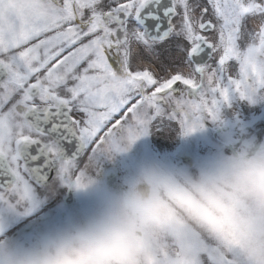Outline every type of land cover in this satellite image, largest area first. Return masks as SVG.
<instances>
[{
	"label": "snow or ice",
	"instance_id": "snow-or-ice-1",
	"mask_svg": "<svg viewBox=\"0 0 264 264\" xmlns=\"http://www.w3.org/2000/svg\"><path fill=\"white\" fill-rule=\"evenodd\" d=\"M236 97L264 99V0H0V205L83 190L101 157L217 124ZM181 248L176 264H241L215 242Z\"/></svg>",
	"mask_w": 264,
	"mask_h": 264
},
{
	"label": "clouds",
	"instance_id": "clouds-1",
	"mask_svg": "<svg viewBox=\"0 0 264 264\" xmlns=\"http://www.w3.org/2000/svg\"><path fill=\"white\" fill-rule=\"evenodd\" d=\"M81 191L95 200L91 212L28 241L0 234V264H176L193 238L264 264V144L246 142L194 173L152 166L119 191Z\"/></svg>",
	"mask_w": 264,
	"mask_h": 264
},
{
	"label": "rangeland",
	"instance_id": "rangeland-1",
	"mask_svg": "<svg viewBox=\"0 0 264 264\" xmlns=\"http://www.w3.org/2000/svg\"><path fill=\"white\" fill-rule=\"evenodd\" d=\"M149 62H152V59L149 57L148 54H145L142 61L140 62V65H139L141 70L145 69L146 65L147 66L150 65ZM153 63H154V65H156L157 75H162L160 68L157 66V64H161V63L159 61L158 62L153 61ZM170 71L174 72L175 69L174 68L170 69ZM184 71H185V73H187L189 71V69L185 68ZM258 101L260 103H262V105H260L259 107L257 105L256 106L252 105V102L249 101V106H251V108H249V109L255 110L256 112L259 111V113H261L262 111H260V110H264V99L260 98ZM231 108H232V106H231ZM230 115H231L230 109L225 107L222 110L221 122H219L217 124H213V123L209 122L208 124H210L214 128L220 129V127H224L225 125H227V123H230V121H232V118L230 117ZM243 115H245V117H243L241 114H239V116L243 118V122H245L247 124L248 120L251 118H248L247 114L244 112H243ZM238 125L239 124H236V127H238ZM243 125H245V124H242V127H243ZM233 127H234V129H236L235 126H233ZM152 137H153V148H154L155 152L158 154L157 157H159L157 159V161L159 160L158 166L163 167V168H165L171 172L178 173V174H187L190 172L194 173L197 171L198 168L202 167L210 159H213L217 156H221V155L226 154V149H225L226 145L225 144L223 145V143L218 142L219 140L223 139L222 136L218 134L216 138L211 139L209 137L208 131L205 128L203 130L197 131L194 134L189 135V136H185L182 134V132L179 133L177 131H174V130H171L168 128H167V131H161V129H160L159 131L154 132ZM182 139L183 140L189 139L191 141H194V143H195L194 147H190L189 145H188L189 147H187L194 154L195 164L192 168L184 167V166H182V164L178 160H175L172 158L173 153H174V149H177V150L179 149V143ZM143 140H142V143L144 145H146L147 141H145V140L143 141ZM234 143H233V147L227 149V153H231V152H235V151L239 150L240 144H234ZM94 202H95V200H94ZM39 204H40V206L35 205L34 207H32L26 213V215L33 213V212H34L33 214L43 213L44 209L41 205V202H39ZM93 206H95V205H93ZM78 212L79 213L76 216H69L68 218H66L64 220L60 217H57L54 219V221H52V223L49 226L55 225V224H62V223L69 221L71 219L83 217L89 213V211H87V210L84 211L83 209L81 210V208L78 209ZM26 237L28 238L29 236L27 235ZM20 240L26 241L25 238L20 239Z\"/></svg>",
	"mask_w": 264,
	"mask_h": 264
},
{
	"label": "flooded vegetation",
	"instance_id": "flooded-vegetation-1",
	"mask_svg": "<svg viewBox=\"0 0 264 264\" xmlns=\"http://www.w3.org/2000/svg\"><path fill=\"white\" fill-rule=\"evenodd\" d=\"M101 159V158H100Z\"/></svg>",
	"mask_w": 264,
	"mask_h": 264
}]
</instances>
